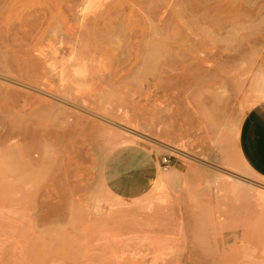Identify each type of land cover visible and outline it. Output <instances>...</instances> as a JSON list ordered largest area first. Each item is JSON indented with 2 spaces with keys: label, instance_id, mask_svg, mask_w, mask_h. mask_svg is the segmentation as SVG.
Listing matches in <instances>:
<instances>
[{
  "label": "rangeland",
  "instance_id": "374dc122",
  "mask_svg": "<svg viewBox=\"0 0 264 264\" xmlns=\"http://www.w3.org/2000/svg\"><path fill=\"white\" fill-rule=\"evenodd\" d=\"M4 1L7 5H13L16 9L12 14L13 20L22 18V14H24L22 13L24 12L23 10L35 7H38L35 9L43 8V20H40L41 18L39 19L40 27L52 23V33L49 34L47 32L52 38L45 35L46 33L43 36L47 38H42L39 36L42 35L41 30L36 31L33 34V39H31V46L35 48L40 43L42 52L33 49L34 52H44L46 56L48 55L50 59L45 57L46 61L52 59L49 62L50 64L47 62L48 66L50 65L52 68L51 64H54L55 66L53 65V67L58 71L63 69L64 62V64L67 63L65 58L67 60L71 58L69 60L71 62L83 53L89 54L87 53L89 50L90 54L87 55L89 60L92 61L93 59L91 58L95 56L93 62L89 61L93 63V65L90 63L92 65L90 68L95 72V69L98 68V63L103 59H100V55L104 51L106 55L103 53V57L110 56L109 52L111 50L114 53L113 49H111L112 46L110 50L108 45H102V47L100 45L94 46L96 49L91 46L94 49H92L93 51L98 50V47L103 51L98 50L99 52H93V57L91 56V47L90 49H86L87 52H84L85 49L81 51L80 48H76L80 53V55L78 54L76 56L77 51L75 48L73 50L72 47H67L68 45H65V48L63 46L64 43H61L62 46H60L61 44L59 42L62 41L58 37H63L64 34L63 36L61 34L66 32L68 27L64 24H71L69 28L77 22L81 24L77 25V23L75 25L78 26L77 29L75 26L73 30H71L72 28L70 30L68 28L69 31L67 33L69 32L68 34L73 35V33H70L71 31H79V26L84 27L82 21H86L89 27L96 24L101 26L100 20L104 22V18L109 19L112 15L114 23H126L127 27L125 25L123 26L124 28L126 27L125 29L128 33L138 30L148 31L150 27L148 28L147 26L149 25L152 28L159 26L158 28H161L159 32L161 30L162 39L169 41L168 43L174 48L175 54L178 53L179 58L182 57V59L176 57V60L179 62H176L175 65H177L174 67L178 69L168 67L166 69L167 71L164 69L167 73L162 69H159V71L157 69L155 71L153 70L154 72L148 71L150 73H145V78L143 77V81L140 82L141 84H131L129 87L124 88L123 93H127L125 96H122L124 94L121 93V96L118 95L119 97H113L111 100L107 99L108 101L106 99L102 100L104 98L100 99L99 96L96 97L98 94L96 96H88V91H90V95H94V90L97 91L102 86V84L99 85L98 80L93 78L95 77L97 79L96 75H94L97 74V70L93 73L94 76H91L92 71L87 75V71L86 77L84 78L85 81L84 79L82 81L80 80L81 82H85L82 85L86 84L90 89L85 87L81 88V82L78 80L77 83L80 82L79 86L75 84L76 81H73L72 85L74 86L75 84L74 87H76L77 91H74V87L69 88V90L72 91L74 89L72 93H79V87L80 89L85 88L88 90H86V93L89 99L83 97V95L86 96L83 94L85 90H81L83 91L81 92L83 94L82 96L79 93L81 98L77 96L76 99L74 96L76 93H73V99L72 97H65L66 100L63 98L60 99L69 103L65 106H68L67 112H71V116H74V118L79 116L77 118V122L79 120V123L76 122V124L82 125L83 129L75 130L69 127L66 128L64 134L61 132V135L60 132H54L53 134L52 131L51 136L49 135L50 139L54 137L55 140L56 134L60 136H57L55 141L52 138L49 143L52 151L48 149L50 152H53V154L49 152V156L51 157L53 155L51 158L53 163L51 162V165H49V173L46 172L41 177L39 176V179L37 177V180H35V176L30 172L39 168L38 166V168L34 166L32 161L36 159L35 155L41 151L35 149V147L39 148V145L42 144V141H39L41 140L39 139V135L41 136V134H38V138L35 133H31V130L28 129L20 128V130L17 129L16 132L14 131L16 137L13 135L9 143L12 145V149L16 148V152H19L18 155L21 162H18V164L15 163L13 169L17 165L20 168L17 167L16 169H20L22 172L24 171L25 176L19 170L16 176H14L15 179L11 173H8L13 166L10 167L11 169L8 168L9 170L3 166L5 170H8L7 172L4 168L2 170V166L0 165V263L49 264L51 262L50 264H55V262L52 263V260L49 261L50 257H45L48 256L45 250H48L47 248L50 244H55L59 238L58 235L60 234L58 233L60 231L67 230L70 226L73 230L75 229V232L77 230L78 235L80 234L79 236L82 235L78 238L79 240L77 239L78 243L76 244L78 246L77 251L79 252L77 254L79 256L74 255L77 257L74 259V256L71 255L75 260L73 263H71V256L68 258L63 257V264H93L94 262V264H178L176 259L177 261L178 259H181V262L183 261L180 264H192V259L195 256L190 257V255L193 252L194 254L192 255H195V252L198 253L194 249L201 250V244L205 243L204 241H206L205 244L208 243L210 245V248H217V246L221 248L222 246V250H225L224 252L226 254L232 250L237 251L239 253L240 264H264V240L262 238L259 241L256 238L257 232H255L259 229H262L264 232V178L237 170L234 166H231L223 160L222 150L224 144L230 143L233 128L244 117L248 109L258 101L264 100V0ZM4 1L0 0V8L3 6L5 9L6 5H3ZM106 9H108V12H106ZM117 9L120 11L118 12ZM60 11L66 12L65 14L63 13L65 19L59 17V20L58 14L60 16L62 15V12L59 13ZM0 12H2V14L0 13V20L7 17L3 9ZM2 15L5 17H2ZM55 16L57 17L56 19ZM49 18H52V21L48 20ZM61 19L63 22H66V20L67 22L62 24ZM122 19L126 22H123ZM96 20L97 23L91 25ZM113 20H109L107 23H113ZM117 20L122 21L118 23ZM54 21L57 25H60L62 30ZM74 22L76 23L74 24ZM103 24H106V22ZM123 26H118V30L120 29L119 31L121 32L124 31ZM56 31L58 33L56 35L58 39L53 42L51 39L54 40L56 37L54 35ZM78 31H76L77 33L74 32V35L78 34ZM126 32L124 31V33ZM35 36L39 37L35 38ZM69 36L67 35L66 37ZM34 39L36 40L34 41ZM41 39H44V41H41ZM50 42L53 43L50 45ZM34 45L35 47H33ZM105 46H107L106 49L108 48L107 51L104 48ZM71 53L74 58L72 56L69 57ZM95 54H100L99 61L97 60L98 55L96 56ZM41 56L44 58L45 55ZM84 56L82 55L81 57ZM189 57L190 59H188ZM94 63H96V67ZM178 63H182L183 68L182 66H178ZM64 66L67 68V65ZM123 72L125 71L119 72L118 76L126 75ZM122 73L123 75H121ZM88 81H92V84L93 82L95 83L92 89V85ZM52 82L54 81L48 83L51 84ZM53 84L56 85L58 83L55 80ZM54 85H50L52 87L51 89L55 87ZM27 86L30 88L28 91L32 89L30 92L37 96H40V93L38 91L37 93L36 89L41 91L47 90L46 87V89H42L40 86H36L37 88L33 89L29 84ZM68 86L70 85L68 84ZM57 87L60 88L59 86ZM51 89H49V92ZM31 100L33 101V98H30L29 103L27 102L28 104H24L26 108L21 107L22 105L19 104L20 112L18 114L23 112L22 108L24 112L29 109L31 110V107L34 105ZM79 109L82 110L80 111ZM84 109L86 110L84 111ZM103 109L106 110L105 113ZM80 112H82L80 114L81 116L77 114ZM105 119L112 122L115 126L105 123ZM81 121L84 122V126L81 124ZM97 124L102 126L109 124L107 126H110V128L113 127V129L108 132L102 131L103 133L99 131V133L96 130ZM91 126H93L92 129ZM76 127L78 126L76 125ZM87 129H91L90 132L95 133L91 134ZM83 131L86 133H83ZM111 131L112 134L113 132L114 134L118 132V136L113 138V140H111L113 136ZM76 133H79L78 135L80 136ZM81 137L84 139V142H82ZM31 139L32 141L34 140V144L32 143V145L29 142ZM17 140L20 142L18 141L17 143ZM59 140L62 145L55 143L59 142ZM66 140L68 141L66 142ZM120 140L122 142H119ZM28 143L32 146L29 149ZM25 145L27 148L24 147ZM87 145L89 147H86ZM94 146L100 150L98 154L95 153L96 155H94L93 151H96L97 148ZM140 146L144 151L150 150L155 152L159 149V153L157 154H161L162 156L170 155L171 159L176 162L175 169L178 172L173 167H167L168 169L165 170L161 169L154 187L145 196L137 199L118 198L112 195L105 187V180L112 175L131 170L140 165L143 162V159L140 157ZM176 148H179V150ZM54 150H57V153ZM22 154L24 155L23 157L21 156ZM170 168L174 170V178L166 179L163 173ZM49 169L51 170L49 171ZM1 172L3 176L5 173V178ZM19 173L22 175H19ZM236 187V193L242 190L245 195L242 192L239 194V192L238 196L235 193ZM68 202L69 204L71 202V204L69 205ZM201 213H204L203 215L205 216L207 214L208 221H206L207 225H205V222L204 224L202 223L206 226V228L204 226L203 231L206 234L200 240L196 238L199 240L198 242L196 239L194 240L195 237L192 234L194 231L189 233L191 228L188 227L195 225L196 227L193 226L192 230H196L194 228H203L201 226L202 224L200 222V224L198 223V218L201 217ZM72 219H74L75 225H73L74 221ZM71 221L73 223L68 225ZM186 221H188L187 224ZM96 223L97 225H95ZM197 223L198 225H196ZM184 225L187 226L185 227ZM216 229L219 232L215 231ZM56 230L59 232L57 233ZM185 230L189 234L185 233ZM51 233L58 237L51 236ZM214 233L216 236L212 235ZM218 233L219 235H217ZM184 234H187V236ZM191 236L195 242L192 241ZM214 237V241L219 242L218 239L220 240L221 238L220 242H223H219L220 244L216 243L217 245H215V243H212L214 242L212 240ZM217 237L219 238L216 239ZM195 243H201L199 244L200 248ZM245 244L248 245L246 246ZM80 246H83L82 253L79 250L81 249ZM97 246L101 247L98 248ZM179 249L182 251V254L180 251L178 252ZM188 249L193 252L191 251L189 254ZM37 250L39 253H37ZM84 250H86L87 255H85ZM41 251L42 253L45 252L43 253L44 255L42 253L40 254ZM87 251L91 252V254ZM101 251L102 253L105 252L103 253L104 255L101 254ZM32 252L37 253L34 256L35 259ZM38 254L41 257L40 255L38 257ZM83 255L85 256L83 257ZM197 257H199L198 254L196 255ZM83 259H86L85 262Z\"/></svg>",
  "mask_w": 264,
  "mask_h": 264
},
{
  "label": "bare ground",
  "instance_id": "6f19581e",
  "mask_svg": "<svg viewBox=\"0 0 264 264\" xmlns=\"http://www.w3.org/2000/svg\"><path fill=\"white\" fill-rule=\"evenodd\" d=\"M4 1V0H3ZM88 1V0H87ZM86 1V2H87ZM2 2V1H1ZM1 2H0V5H1ZM73 3V2H72ZM253 3V2H252ZM3 5H6V7H5V9L3 8V6H1L2 8H0V11H1V9H3V11H5L6 13H5V16H7V17H5L4 15H2V17H5L4 19L2 18V20H0V165L2 166L1 168H2V170H3V168L4 167H7V169L8 168H10L11 166H13L12 167V169L15 167V163L16 164H18V162L20 163L21 161H20V157H19V152L17 153L16 151V148H14V149H12V145H10V143H9V140L11 139V137L13 136V135H15L16 133V130L17 129H19L20 130V128H23V129H28V130H31V133H35L36 134V136L38 137V134H41V136H42V138H41V136L39 135V139H41V140H39V141H42L41 143L42 144H40L39 146V148L38 147H35V149H37V151H39V150H41L40 151V153L38 152V154L37 155H35L36 156V159H34L32 162L34 163V166H38L37 168V170H33L32 172H30L29 170H27V171H29L33 176H35L34 178H36L35 180H37V177H38V179H39V176L41 177V175H44V174H46V172H48V168H50V166L49 165H51V162H52V157H53V155L50 157L49 156V149H50V147H51V145L49 144L51 141V139L53 138V140H54V137H52L51 139L49 138V135L50 134H52V131H53V134H54V132L56 133V132H60V135H61V132L64 134V132L66 131V128H69V127H72L73 129H75V130H79V129H83V127H82V125L80 126V124H76V122H77V118H79V116H77V117H75L74 118V116H71L70 115V113L69 112H67V107L68 106H65V105H68L69 103L67 102V101H64V100H62V99H60V98H63V99H65V97H72V94L74 93H72V91L74 90V91H77V89H76V87H74L75 86V84H78V86H79V83L86 77L85 75H86V72H87V75L88 74H90L89 72H91L92 71V69L90 68V67H92V65H93V63H91V62H93L94 61V57H93V52H95L96 53V51L97 52H99L98 50H100V51H102L101 50V48L99 49V47H98V50H96V51H93L94 49H96V47H94V46H100L101 45V47H102V45H108V48L110 49V47L112 46V48L111 49H113V52L114 53H112L111 51V53L109 52V54H110V56L108 55V53H107V55H108V57L106 58L105 56V58L102 56L103 55V53H104V55H106L105 54V51L102 53V55H98V54H95L97 57H98V61H99V57H100V59L101 58H103V59H101V61H100V63H98V68L97 69H95V72H96V70H97V74H94V75H96V77H97V79L95 78V77H93L95 80H98L97 82L98 83H100L99 85H101L102 84V86L101 87H99V89L96 91V90H94L95 92H93V94L94 95H90V91H88L87 89H85V88H88V86L86 85V84H83L82 85V83L85 81V79H84V81L83 82H81V84H80V86H81V88L82 87H85V88H83V89H80V87L78 88V86H77V88H78V90H80L79 91V93H81V92H83L84 90V92H83V94H85L86 96H84L82 93H81V96L83 95V97H87V93H88V96H96L97 94V96L96 97H100V99L101 98H104V99H102V100H105L106 99V101H108L109 99L111 100V98H113V97H116V96H121L120 94L121 93H123V90H124V88H126V87H129L131 84H134V83H140L141 81H143V77H144V75H145V73L146 72H148V71H150V72H152L153 70L155 71L156 69H157V71H159V69H162L163 71H165L166 69H168V67H174V66H176L175 65V63L176 62H179L178 60H176V57H178L179 58V55H178V53L177 54H175L176 52H175V50H174V48L172 47V45L170 44V43H168L169 41H167V40H164V39H162V37H161V30H160V32H159V29H161V28H158V27H156V26H154L153 28H152V26H147L148 28L150 27V28H152V29H150L149 28V30H148V28H147V30L148 31H145V30H142V31H135V32H132V33H128V32H126V27H127V25H126V23H124V24H121V23H119V22H121L120 20L118 21V23L120 24H117V23H114V20L112 19V17H113V15L110 17L109 15H107V16H109L108 18L109 19H107V18H104L105 20H104V22H106V24H103L104 22L102 21V20H100V19H98V20H100V23L102 24H100L101 26H98L97 24L96 25H93V24H95V23H97V20H96V22H90L91 23V25H93V26H91V27H89L88 26V23L86 24V21L85 22H83L82 21V23H84V27H81V26H79V31L78 30H76L77 29V27L78 26H75L77 23L76 22H74V26L76 27V29L74 28V30H76V31H78V34H76V35H74V32H76V31H74V32H70V33H73V35H71V34H68L67 33V31H69L71 28V30H73V25H72V27L71 28H69L70 26H71V24H68L67 25V20H66V22H63L62 21V19H61V23L62 24H64V23H66V24H64L65 26H68L67 27V29H66V32H64V33H62L61 35L63 36V34H64V36L66 35V33H67V35L69 36V37H58V36H56V35H58V33H57V31H56V34H54L55 36V38H54V40L53 39H51V41H53V42H55L56 41V39H58V38H60V40L62 41V42H59V40H58V42L61 44V43H64L63 44V46H65V45H68L67 47H72V49L73 48H80V50L81 51H83L84 49H85V51L84 52H87L86 51V49H90V47L91 46H93V48L91 47V52H92V57L93 58H91V59H93L92 61L91 60H89V58H88V56L87 55H89L90 54V52H89V50H88V52L87 53H89V54H81L80 55V53L77 51V49H76V51H77V54H76V56H78V54L80 55V57L78 56L77 58H74V56H73V54L71 55L70 54V56L69 57H73L74 59L70 62L69 60L71 59H66L65 58V61H67V63L66 64H64L65 62H64V60H63V69L61 70V71H58L57 69H55L54 67H53V65L54 64H51L52 65V68H51V66L49 67L48 66V63L49 62H51L52 61V59L51 60H47L46 61V59H45V57H48L49 59H50V57L47 55L46 56V54H44V52L43 53H40V52H38L39 50L41 51V49H42V47H40V43L38 44V48L37 47H35V45L33 46V47H35V48H32V46H31V39H33V34L36 32V31H40L41 30V34L42 35H39V36H41L42 38L44 37L43 35H44V33H46L45 35H47L48 37H50V38H52V36L51 35H49V34H51L52 32H51V30H53V29H51V26H52V23H50V24H47L46 26H44V27H40V22H39V19L40 20H43L42 19V16H43V12L44 11H42V7H41V9L39 8V9H35V8H38V7H35V8H32V9H26V10H23L24 12H22V13H24V14H22L23 16H22V18H20V19H15V20H13L12 19V14H13V12L16 10L15 9V7L13 6V5H7L6 4V2L4 1V3H3ZM74 5V4H73ZM66 7V6H65ZM75 8V7H74ZM141 8V7H140ZM67 9V8H66ZM60 10V9H59ZM70 10V9H69ZM107 11L106 12H108V9H106ZM115 11V10H114ZM117 11L119 12L120 10H118L117 9ZM7 12H8V15H7ZM62 11H60L59 13H61ZM71 12V11H70ZM113 12V11H112ZM1 14H2V12H0ZM63 13L64 12H62V15L60 16L59 14H58V18L59 17H63ZM66 13V12H65ZM64 13V14H65ZM69 13V12H68ZM115 13H117V12H115ZM1 14H0V16H1ZM3 14H4V12H3ZM105 14V13H104ZM111 14V13H110ZM100 17V16H99ZM103 17H105V16H103ZM102 17V18H103ZM1 18V17H0ZM32 18V19H31ZM54 18V17H53ZM57 17L55 16V19H56ZM64 18V17H63ZM119 18V17H118ZM52 19V18H51ZM50 18L48 19V20H51ZM65 19V18H64ZM114 19H115V16H114ZM47 20V21H48ZM59 20H60V18H59ZM76 20V19H75ZM109 20H113V23H111V22H108L107 23V21H109ZM47 21H45V23H47ZM52 21V20H51ZM51 21H49V22H51ZM57 21V20H56ZM65 21V20H64ZM77 21V20H76ZM90 21V20H89ZM94 21V20H93ZM125 20H123V22H124ZM55 22V21H54ZM72 22V21H71ZM126 22V21H125ZM44 23V24H45ZM58 23H60L59 21H58ZM69 23V22H68ZM73 23V22H72ZM81 23V22H80ZM99 23V22H98ZM242 23V22H241ZM55 24H56V22H55ZM85 24H86V26H85ZM134 24V23H133ZM132 24V25H133ZM57 25V24H56ZM55 25V26H56ZM59 25V24H58ZM57 25V26H58ZM70 25V26H69ZM77 25H81V24H77ZM123 25H125L126 27L124 28V26ZM83 26V25H82ZM118 26H123L122 28H124L125 30V32L126 33H124V31H119L118 30ZM53 27V26H52ZM59 28H61L60 27V25L58 26ZM57 27V28H58ZM141 27V26H140ZM143 27V26H142ZM43 28V29H42ZM68 28H69V30H68ZM82 28V29H81ZM121 28V30H123ZM143 28H145V27H143ZM155 28V29H154ZM65 29H63L64 31H65ZM154 29V30H153ZM61 30H62V28H61ZM141 30V29H140ZM58 31H60L59 29H58ZM47 32H49V34H47ZM62 32V31H61ZM53 33H55V32H53ZM77 33V32H76ZM39 34V33H38ZM37 35V34H36ZM38 36V37H39ZM169 36V35H168ZM37 36H35V38H36ZM37 37V38H38ZM58 37V38H57ZM166 37V36H165ZM44 38H47V37H44ZM36 39H34V41H35ZM39 40V39H38ZM64 40V41H63ZM169 40V39H168ZM40 41V40H39ZM41 41H44V39L42 40L41 39ZM49 41V40H48ZM53 42H50V45L53 43ZM32 43H33V41H32ZM36 43V42H35ZM34 43V44H35ZM37 44V43H36ZM55 46H56V44H55ZM60 46H62V44L60 45ZM39 47H40V49H39ZM106 47L107 46H105L104 48H105V50L107 51V49H106ZM57 48H59V47H57ZM62 48V47H61ZM65 48H66V46H65ZM36 49V50H38L37 51V53H35L34 52V50ZM54 49H55V47H54ZM75 49H73V50H75ZM83 49V50H82ZM55 50H57V49H55ZM63 50H64V48H63ZM68 50V49H67ZM66 50V51H67ZM116 52H115V51ZM72 51V50H71ZM42 52V51H41ZM68 53V52H67ZM66 53V54H67ZM70 53V52H69ZM82 53V52H81ZM61 54V53H60ZM64 54V53H63ZM74 54V55H75ZM112 54V55H111ZM41 55H45L44 56V58H43V56H41ZM56 55V54H55ZM84 56V55H86V56H84V57H81V56ZM178 55V56H177ZM65 56V55H64ZM185 56V55H184ZM68 57V56H67ZM68 57V58H69ZM88 58V60H87V58ZM186 57V56H185ZM191 57V56H190ZM190 57L188 58V59H190ZM61 58V57H60ZM59 58V59H60ZM64 58V57H63ZM187 58V57H186ZM185 58V59H186ZM198 58V57H197ZM45 59V60H44ZM96 59V58H95ZM179 59H182V57H180ZM201 60V59H200ZM89 61H91V62H89ZM182 61V60H181ZM187 61V60H186ZM46 62V63H45ZM48 62V63H47ZM89 62V63H88ZM53 63H55V62H53ZM92 65H91V64ZM47 64V65H46ZM50 64V63H49ZM179 64H181V65H179ZM192 64V63H191ZM64 65H67V68L64 66ZM89 65H91V66H89ZM94 65H95V67L97 66L96 65V63H94ZM55 66V65H54ZM62 66V65H61ZM88 66H89V70H88ZM178 66H182V63H178ZM186 66V65H185ZM188 66H190V65H188ZM94 67V68H95ZM60 68V67H59ZM65 68V69H64ZM169 68V69H170ZM174 68H176V67H174ZM182 68H183V66H182ZM185 68H188V67H185ZM165 69V70H164ZM176 69H178V68H176ZM60 70V69H59ZM94 70V69H93ZM125 71V72H123V73H126V75L124 74L123 75V73L121 74V75H123V76H121V77H119L118 76V73L120 72L121 73V71ZM153 71V72H154ZM167 71V70H166ZM165 71V72H166ZM177 71V70H176ZM94 71H92L91 73H92V75L91 76H94L93 75V73H95ZM150 72H148V73H150ZM170 72V71H169ZM175 72V71H174ZM157 73V72H156ZM167 73V72H166ZM260 74V73H259ZM262 75V74H261ZM118 76V77H117ZM168 76V75H167ZM170 76V75H169ZM188 76V75H187ZM89 77H90V75H89ZM161 77V76H160ZM93 78H91V79H93ZM145 78V77H144ZM162 78V77H161ZM167 78V77H166ZM257 78V77H256ZM93 79V81H95ZM55 80H56V83H58V84H56V85H54L53 83L55 82ZM80 81L79 83H77L78 81ZM89 80V79H88ZM256 80V79H255ZM260 80H261V78H260ZM51 81H54V82H52L51 84L50 83H48V82H51ZM73 81H76V83L74 84V86L72 85L73 83ZM259 81V80H258ZM263 81V80H262ZM64 82V83H63ZM88 82H90V81H88ZM88 82H87V84H88ZM92 82V81H91ZM90 82V83H91ZM96 82V81H95ZM253 82V81H252ZM85 83V82H84ZM263 83V82H262ZM27 84H29L31 87H33V89H36L37 87L36 86H40V88H47V90L46 91H41V90H39V89H36V92L38 91L39 93H40V96L38 95H35L34 93H32V92H30L31 90H29L28 91V89H30L29 88V86H27ZM68 84L70 85V86H68ZM93 84L95 85V83L93 82ZM92 83H91V85L90 84H88L89 86H91V89H92V87H94V85H93ZM141 84V83H140ZM49 85V86H48ZM50 85H54L55 87H56V89H55V87L53 88V89H51L52 87L50 86ZM86 85V86H85ZM98 85V86H99ZM57 86H59L60 88H58ZM97 86V85H96ZM95 86V87H96ZM255 86V85H254ZM72 87H74V89H72V91H70L69 90V88L71 89ZM45 88V89H46ZM49 89H51V91L49 92ZM88 89H90V87L88 88ZM95 89V88H94ZM97 89V88H96ZM129 89V88H128ZM132 89V88H131ZM81 90H83V91H81ZM88 92H87V91ZM35 91V90H34ZM93 91V90H92ZM92 91H91V93H92ZM99 91V92H98ZM37 92V93H38ZM87 92V93H86ZM96 92H98V93H96ZM76 93V92H75ZM74 93V94H75ZM79 93H76V95H74L75 97H76V99H77V96L78 97H80L81 98V96L79 95ZM96 93V94H95ZM78 94V95H77ZM124 95H122V96H125V94H127L126 92L125 93H123ZM44 95V96H43ZM73 96V97H74ZM118 96V97H119ZM73 97H72V99H73ZM30 98H33V103H34V105H33V103H32V107H31V110L29 109V110H27V111H25L24 112V110H23V108H26V107H24V104H26L29 100H30ZM35 98V99H34ZM80 98H78V100H80ZM88 99H89V97H87ZM122 98V97H121ZM71 99V100H72ZM75 99V100H76ZM98 100H100L99 98H97ZM108 99V100H107ZM66 100V99H65ZM69 101H70V99H68ZM87 100V99H86ZM77 101V100H76ZM91 101H92V98H91ZM113 101V100H112ZM29 103V102H28ZM27 103V104H28ZM96 103V102H95ZM19 104H21L22 106L21 107H23L22 108V111L23 112H21V113H23V114H18L19 112H20V108H19ZM80 104V103H79ZM88 104V103H87ZM92 104V103H91ZM106 104V103H105ZM111 104V103H110ZM125 104V103H124ZM82 105H85V104H82ZM97 105H99V104H97ZM71 106V105H70ZM86 106V105H85ZM100 106V105H99ZM18 107V109H16ZM90 107V106H89ZM109 107V106H108ZM86 108V107H85ZM101 108V107H100ZM75 109V108H74ZM93 109V108H92ZM80 110V109H79ZM82 110V109H81ZM80 110V111H81ZM86 109H84V111H85ZM18 111V112H17ZM72 111V110H71ZM76 111H78V110H76ZM99 111V110H98ZM103 111H104V113H105V111L106 110H104L103 109ZM109 111V110H108ZM112 111V110H111ZM73 112V111H72ZM110 112V111H109ZM75 113V112H74ZM82 112H80V113H77V114H81ZM91 114V113H90ZM75 115V114H74ZM92 115V114H91ZM94 115V114H93ZM127 115V114H126ZM68 116V117H67ZM81 116V115H80ZM63 117V118H62ZM70 117H73V118H71L70 119ZM88 117V116H87ZM92 118V117H91ZM100 119H102L101 117H99ZM120 118V117H119ZM81 119V118H80ZM83 119V118H82ZM86 120V119H85ZM87 121V120H86ZM92 121H93V119H92ZM105 123H109L110 125H113V126H115L112 122H110V121H107L106 119H105ZM139 121V120H138ZM90 122H91V120H90ZM95 122V121H94ZM140 122V121H139ZM77 123H79V120H78V122ZM84 122L83 121H81V124H83ZM98 123V122H97ZM100 124H101V122H99ZM92 124V123H91ZM96 124V123H95ZM95 124H94V126H95ZM109 124H107V125H109ZM76 125L78 126V127H76ZM105 125V124H104ZM102 126V125H96L97 127V131L99 132H101V133H103L102 131H110L111 129H113V127L112 128H110V126ZM83 126H84V124H83ZM89 127V126H88ZM71 128V129H72ZM90 128V127H89ZM93 128V126H91V129ZM71 129H70V132H71ZM90 129V130H91ZM85 130H86V127H85ZM88 131H89V133H91L90 132V130L89 129H87ZM15 131V132H14ZM24 131V130H23ZM73 131V130H72ZM82 131V130H81ZM81 131H80V133H81ZM96 131V132H97ZM115 131V130H114ZM77 132V131H76ZM85 131H83V133H84ZM99 132V133H100ZM106 132V133H107ZM117 132V131H116ZM23 133V132H22ZM27 133V132H26ZM86 133V132H85ZM93 133V132H92ZM91 133V134H92ZM95 133V132H94ZM93 133V134H94ZM131 133V132H130ZM19 134V133H18ZM30 134V133H29ZM73 134V133H72ZM77 134V133H76ZM79 134V133H78ZM77 134V135H78ZM90 134V135H91ZM105 134V133H104ZM111 134H112V131H111ZM58 137H60L59 136V134H56ZM81 135H82V133H81ZM86 135H88V134H86ZM108 135V134H107ZM107 135H106V137H107ZM113 136L110 138L111 140H113V138H116L117 136H118V132H117V134H114V132H113V134H112ZM36 136H35V138H36ZM51 136V135H50ZM57 136H55L56 138H55V140L57 139ZM73 136V135H72ZM72 136H71V140H72ZM76 136V135H75ZM78 136H80V135H78ZM94 136V135H93ZM96 136H98V135H96ZM15 137H16V135H15ZM31 137V136H30ZM29 137V138H30ZM68 137V136H67ZM69 137H70V135H69ZM68 137V138H69ZM82 137H84V136H82ZM81 137V138H82ZM105 137V136H104ZM105 137V138H106ZM13 138V137H12ZM20 138V137H19ZM26 138V137H25ZM28 138V137H27ZM34 138V137H33ZM37 138V139H38ZM63 138H64V136H63ZM68 138H66V139H68ZM85 138V137H84ZM97 138V137H96ZM95 138V139H96ZM99 138V137H98ZM101 138V137H100ZM121 138V137H120ZM123 138V137H122ZM43 139V140H42ZM59 139V138H58ZM62 139V138H61ZM65 139V138H64ZM74 139V138H73ZM78 139V138H77ZM79 139H80V137H79ZM86 139V138H85ZM94 139V138H93ZM20 140H22V139H20ZM54 140V141H55ZM69 140V139H68ZM68 140H66V142L68 141ZM84 139L82 138V142H84L83 141ZM88 140V139H87ZM123 140V139H122ZM126 140V139H125ZM18 141L19 140H17V143H18ZM34 141V140H33ZM33 141H32V139L29 141L30 143H31V145H32V143H33ZM58 141V140H57ZM74 141V140H73ZM94 141V140H93ZM98 141V140H97ZM96 141V142H97ZM117 141H118V139H117ZM124 141V140H123ZM10 142H12V141H10ZM20 142V141H19ZM37 142V141H36ZM78 142H80L79 140H78ZM86 142V141H85ZM92 142V141H91ZM102 142V141H101ZM112 142V141H111ZM119 142H122L121 140L119 141ZM22 143H24V142H22ZM54 143V142H53ZM55 143H60V140H59V142H55ZM87 143H89L88 141H87ZM86 143V144H87ZM116 143V142H115ZM16 144V143H15ZM20 144V143H19ZM34 144V143H33ZM52 144V143H51ZM61 144V143H60ZM59 144V145H60ZM92 144H93V142H92ZM17 145V144H16ZM27 145V144H26ZM26 145L24 146V147H26ZM29 143H28V149H29V147L31 146ZM50 145V146H49ZM62 145V144H61ZM60 145V146H61ZM64 145V144H63ZM15 146V145H14ZM21 146V145H20ZM34 146V145H33ZM92 147H93V145H91ZM24 147H22L23 149H25ZM32 147V146H31ZM54 147H56V146H54ZM53 147V148H54ZM63 147V146H62ZM61 147V148H62ZM86 147H89L88 145L86 146ZM94 147H96V146H94ZM176 147V146H175ZM175 147H173V148H175ZM27 148V147H26ZM49 148V149H48ZM97 148V147H96ZM17 149H18V147H17ZM27 149V150H28ZM32 148H30V150H31ZM56 149V148H55ZM57 149H59L58 147H57ZM177 149V148H176ZM176 149H175V151H176ZM182 149V148H181ZM51 150V149H50ZM61 150V149H60ZM87 150H90V149H87ZM96 150V149H95ZM177 150H179V148L177 149ZM20 151V150H19ZM26 151V150H25ZM32 151H33V149H32ZM52 151V150H51ZM55 151V150H54ZM57 151V150H56ZM55 151V152H56ZM91 151V150H90ZM99 148H97V150L96 151H93L94 152V155H96V154H98L99 153ZM28 153H29V151H27ZM59 152V151H58ZM89 152V151H88ZM174 152V151H173ZM178 152V151H177ZM36 153V152H35ZM43 153V155H41ZM51 154H53V152H50ZM57 153V152H56ZM96 153V154H95ZM30 154V153H29ZM40 154V155H39ZM50 154V155H51ZM60 154V153H59ZM58 154V155H59ZM73 154V153H72ZM182 154V153H181ZM180 154V155H181ZM91 155V154H90ZM93 155V154H92ZM22 157L24 156L23 154L21 155ZM26 156V155H25ZM42 156V157H41ZM27 157V156H26ZM25 157V158H26ZM29 158V157H28ZM57 158V157H56ZM93 158V157H92ZM27 160H32V159H27ZM59 160V159H58ZM226 160V159H225ZM22 161H24L23 159H22ZM26 161V160H25ZM54 161V160H53ZM73 161V160H72ZM29 162V161H28ZM57 162V161H56ZM68 162V161H67ZM53 163V162H52ZM25 164V163H24ZM26 165V164H25ZM4 166V167H3ZM9 166V167H8ZM21 166V165H20ZM31 166V165H30ZM61 166V165H60ZM18 166L16 165V168H17ZM28 167H29V165H28ZM0 168V169H1ZM15 168V169H16ZM18 168H20V167H18ZM5 170V168H4V170L5 171H7L8 172V170ZM11 169V168H10ZM11 169V170H12ZM15 169H13L12 170V172H11V170H9L10 172H8L9 174L11 173L12 174V176L14 177V176H16V174H17V172L20 170H15ZM26 169V168H25ZM51 169H49V171H50ZM165 170V169H164ZM21 171V173L22 174H24V176H25V172L23 171L22 172V170H20ZM74 171V170H73ZM173 168H170L168 171H166V172H164L163 174H164V177H166V179H169V178H174V175H173ZM4 172V171H3ZM14 172V173H13ZM178 172V171H177ZM26 173H28V172H26ZM49 173V172H48ZM1 174H2V176H3V173L1 172ZM14 174V175H13ZM22 174H20L19 173V175H22ZM19 175H17V176H19ZM32 175H30V176H32ZM1 176V175H0ZM4 176H5V173H4ZM3 176V177H4ZM27 176H29V175H27ZM46 176V175H45ZM65 176V175H64ZM22 177V176H21ZM67 177V176H66ZM1 178V177H0ZM5 178V177H4ZM6 178H7V174H6ZM9 178H11V177H9ZM15 178V177H14ZM23 178V177H22ZM22 178H21V180H22ZM46 178H47V176H46ZM11 179H13V178H11ZM16 179V178H15ZM19 179V178H18ZM33 179V178H32ZM44 179V178H43ZM4 180V179H3ZM14 180V179H13ZM20 180V179H19ZM102 180V179H101ZM25 181V180H24ZM53 182V181H52ZM93 183V182H92ZM106 189V188H105ZM237 189V187L235 188V193H236V190ZM60 190H62V189H60ZM66 190V189H65ZM238 190H240V189H238ZM63 191V190H62ZM55 192V191H54ZM64 192V191H63ZM66 192V191H65ZM240 192V193H239ZM239 192H237L236 194L238 195V193L239 194H241V192H242V190L241 191H239ZM246 192V191H245ZM57 193V192H56ZM60 193H62L61 191H60ZM67 193V192H66ZM96 193V192H95ZM65 194V193H64ZM106 194V193H105ZM242 194L243 195H245V193H243L242 192ZM68 195V194H67ZM104 195V194H103ZM243 195H241V196H243ZM62 196V195H61ZM64 196H66V195H64ZM92 196V195H91ZM239 196V195H238ZM103 197H105V196H103ZM107 198V197H106ZM62 200V199H61ZM64 201V200H63ZM69 201V200H68ZM61 202V201H60ZM65 202H66V200H65ZM61 203H63V202H61ZM74 203V202H73ZM68 204H69V202H68ZM67 204V205H68ZM70 204H71V202H70ZM69 204V205H70ZM58 205H59V203H58ZM73 205V204H72ZM60 206V205H59ZM69 207V206H68ZM200 208V207H199ZM87 212V211H86ZM205 212V211H204ZM219 212V211H218ZM90 213H91V211H90ZM199 214V213H198ZM204 213H201L200 215H201V217L200 218H198L199 220H198V223L200 222L201 224L203 223L204 224V222H205V225H207L206 224V221H208L207 220V214H206V216L205 215H203ZM90 215V214H89ZM59 216H61V215H59ZM104 216V215H103ZM66 217H67V214H66ZM104 217H106V216H104ZM86 218V217H85ZM88 218V217H87ZM98 218V217H97ZM218 218V217H217ZM70 219V218H69ZM95 219H96V217H95ZM100 219V218H99ZM104 219V218H103ZM183 219V218H182ZM188 219V218H187ZM56 220H58V219H56ZM73 221H74V219H72ZM89 220V219H88ZM106 220V219H105ZM183 220H185V219H183ZM195 220V219H194ZM60 221V220H59ZM63 221V220H62ZM67 221H69V220H67ZM73 221H71V223L70 224H68V225H71L72 223H73ZM90 221V220H89ZM100 221V220H99ZM189 221V220H188ZM188 221H186V224L188 223ZM192 221V220H191ZM195 221H197V220H195ZM61 222V221H60ZM64 223H65V221H64ZM91 223H92V221H91ZM184 223H185V221H184ZM198 223L196 224V225H198ZM199 223V224H200ZM85 224H86V221H85ZM88 224V223H87ZM101 224V223H100ZM182 224V223H181ZM194 224V223H193ZM201 225V226H203V228L202 227H200V228H194V229H196V230H192V228H193V226H195V225H193L192 227H188V228H191V231L189 230V233L190 232H192V231H194V233H192V234H194V240L197 238V239H202V237L206 234H204L203 233V231H204V226L205 225ZM50 225V224H49ZM60 225V224H59ZM62 225V224H61ZM66 225V224H65ZM73 225H75V221H74V224ZM72 225V226H73ZM95 225H97V223L95 224ZM217 225V224H216ZM219 225V224H218ZM221 225V224H220ZM67 226V225H66ZM89 226H92V225H89ZM185 227L187 226V225H184ZM70 227V226H69ZM69 227L67 228V230L66 229H64L63 231H57V233L58 234H60V235H58L57 233H56V235H58L59 236V238L57 239V243L55 242V244L53 245H51L50 244V246L47 248L48 250H45V252L47 251V253H46V255L48 254V256H45V257H50V260L49 261H51L52 260V263L53 262H55V264H63L64 263V260H62V258L63 257H65V258H68L69 256H74V255H78L79 256V254H77V252H79V251H77V249H78V246L76 245L78 242H77V239L79 238V237H81V236H79L78 235V232H77V230H76V232H75V229L73 230V228L72 227H70V229H69ZM74 228H75V226H73ZM77 227V226H76ZM196 227V226H195ZM50 228V227H49ZM72 228V229H71ZM188 228H186V229H188ZM205 228H206V226H205ZM92 229V228H91ZM209 229V228H208ZM218 229V228H217ZM215 230V231H218L219 232V230ZM47 230H48V228H47ZM54 230V229H53ZM60 230V229H59ZM183 230H184V227H183ZM210 230H211V228H210ZM92 232V231H91ZM255 232H257L256 233V238L260 241V240H262V238H263V240H264V232L262 231V229H259V230H256ZM45 233V232H44ZM93 233V232H92ZM185 233H188V231H186L185 230ZM188 233V234H189ZM216 233V232H215ZM214 233V234H215ZM89 234V233H88ZM96 234V233H95ZM191 234V235H192ZM214 234H212L213 236H216V234L214 235ZM33 235V234H32ZM49 235V234H48ZM91 235V234H90ZM184 235H186L187 236V234H184ZM207 235H208V233H207ZM206 235V236H207ZM217 235H219V233L217 234ZM43 236V235H42ZM51 236H54L55 238H57L55 235H53L52 233H51ZM87 236V235H86ZM209 236V235H208ZM46 237V236H45ZM88 237V236H87ZM94 237V236H93ZM212 237V236H211ZM40 238V237H39ZM54 238V239H55ZM191 239H192V236L190 237ZM219 237H217L216 239H218ZM81 239V238H80ZM95 239V238H94ZM189 239V238H188ZM196 239V241H198L199 242V240H197ZM205 239H206V237H205ZM204 239V240H205ZM76 240V241H75ZM79 240V239H78ZM190 240V239H189ZM188 240V242H190ZM213 241L215 240V237L212 239ZM220 240H221V238H220ZM220 240L218 239V241L220 242ZM53 241V240H52ZM192 241H193V239H192ZM207 241H209V240H207ZM80 242V245H81V240L79 241ZM94 242V241H93ZM108 242V241H107ZM193 242H195V241H193ZM192 242V243H193ZM201 242V241H200ZM205 243H206V241H204ZM217 242V241H214V242H212V243H215V245H217L216 243H218V244H220V243H222V242ZM34 243V242H33ZM205 243H199V244H201V250H197V249H194V248H196L195 246H194V248L192 247V249H194V251L196 250L198 253H196L195 252V255H192V254H194V252L190 255V257H193V256H195L194 257V259H192V264H240V259H239V253L237 252V251H234V250H232L230 253H228V254H226L224 251L225 250H222V246H221V248H218L219 246H217V248L216 247H214V248H210L209 246V244L207 243V244H205ZM210 243V242H209ZM95 244V243H94ZM102 244H104V243H102ZM106 244V243H105ZM194 244V243H193ZM199 244H197V243H195V245H199ZM224 244V243H223ZM79 245V244H78ZM82 245H83V243H82ZM109 245V244H108ZM107 245V246H108ZM190 245H192V244H190ZM207 245V246H206ZM214 245V246H215ZM246 245V244H245ZM248 245V244H247ZM246 245V246H247ZM91 246V245H90ZM89 246V247H90ZM94 246H96V245H94ZM193 246V245H192ZM251 246V245H250ZM38 247V246H37ZM81 247V249H79L80 250V252H81V250H82V247L83 246H80ZM98 247V246H97ZM101 247V246H100ZM100 247H98V248H100ZM185 247V246H184ZM40 248H42V247H40ZM44 248H45V246H44ZM91 248H93L92 246H91ZM95 248V247H94ZM190 248V247H189ZM198 248V247H197ZM199 248H200V245H199ZM248 248V247H247ZM33 249H34V247H33ZM96 249V248H95ZM104 249V248H103ZM186 249V248H185ZM191 249V248H190ZM190 249H188V253L190 254ZM39 250H41V249H39ZM42 250H44V249H42ZM92 250V249H91ZM107 250V249H106ZM112 250V249H111ZM182 250V249H181ZM183 250H184V248H183ZM187 250V249H186ZM36 251V250H35ZM85 251V253H86V250H84ZM84 251H83V253H84ZM95 251V250H94ZM180 251V249L178 250V252ZM26 252V251H25ZM45 252H43V253H45ZM87 252H89V251H87ZM98 252H100V251H98ZM97 252V253H98ZM107 252V251H106ZM181 252V254H182V251H180ZM228 252V251H227ZM34 253V254H33ZM37 253H39V251L37 250ZM37 253L36 252H32V255H33V257L35 256V255H37ZM42 253V251L40 252V254ZM42 253V254H43ZM82 253V252H81ZM92 253H93V251H92ZM103 253H105V252H103ZM102 253V251H101V254H103ZM108 253V252H107ZM40 254H38V257H39V255ZM89 254H91V252H89ZM179 254V253H178ZM198 254V256L199 257H197L196 258V255ZM44 255V254H43ZM42 255V256H43ZM85 255H87V253L85 254ZM85 255H83V257L85 256ZM104 255V254H103ZM72 256L70 257L71 258V263H73V261H75L74 259H76L77 257L76 256H74L73 258H72ZM99 256H100V254H99ZM106 256V255H105ZM37 257V258H38ZM40 257H41V255H40ZM76 257V258H75ZM110 257V256H109ZM182 257V256H181ZM186 257H187V252H186ZM186 257H185V259H186ZM36 258V259H37ZM43 258H44V256H43ZM42 258V259H43ZM69 258V259H70ZM87 258V257H86ZM184 258V257H183ZM188 258H189V256H188ZM196 258V259H195ZM34 259H35V257H34ZM45 259V258H44ZM89 259V258H88ZM109 259V258H108ZM1 260V259H0ZM4 260V259H3ZM38 260V259H37ZM46 260V259H45ZM68 260V259H67ZM86 260V259H85ZM85 260L83 259V261L85 262ZM92 260V259H91ZM93 260H94V257H93ZM99 260H100V258H99ZM98 260V261H99ZM188 260V259H187ZM47 261H48V259H47ZM89 261V260H88ZM138 261V260H137ZM2 262V261H1ZM69 262H70V260H69ZM77 262H79V261H77ZM77 262H75V263H77ZM93 262V261H92ZM97 262V261H96ZM176 262H178V264H180V263H182L181 262V259H178V261H177V259H176ZM188 262V261H187ZM51 263V262H50ZM49 263V264H50ZM95 263V262H94ZM93 263V264H94ZM1 264V263H0ZM41 264V263H40ZM69 264V263H68ZM89 264V263H88ZM103 264V263H102ZM105 264V263H104ZM109 264V263H108Z\"/></svg>",
  "mask_w": 264,
  "mask_h": 264
},
{
  "label": "crops",
  "instance_id": "0c3cea01",
  "mask_svg": "<svg viewBox=\"0 0 264 264\" xmlns=\"http://www.w3.org/2000/svg\"><path fill=\"white\" fill-rule=\"evenodd\" d=\"M222 150L223 160L231 166L243 173L264 178V100L248 109L233 128L230 143L224 144ZM157 153L159 149L152 152L141 148L140 157L143 162L131 170L108 177L105 187L112 195L121 199L145 196L154 187L161 169H175L176 162L171 157L168 168H164L161 163L162 155Z\"/></svg>",
  "mask_w": 264,
  "mask_h": 264
},
{
  "label": "built area",
  "instance_id": "2783aa9c",
  "mask_svg": "<svg viewBox=\"0 0 264 264\" xmlns=\"http://www.w3.org/2000/svg\"><path fill=\"white\" fill-rule=\"evenodd\" d=\"M170 155H163L161 157V163L164 168H166L169 165Z\"/></svg>",
  "mask_w": 264,
  "mask_h": 264
}]
</instances>
